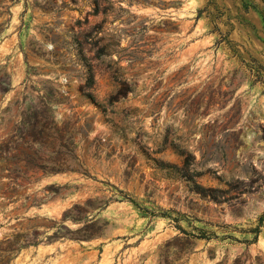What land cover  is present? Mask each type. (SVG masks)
Returning <instances> with one entry per match:
<instances>
[{"label": "rangeland", "instance_id": "374dc122", "mask_svg": "<svg viewBox=\"0 0 264 264\" xmlns=\"http://www.w3.org/2000/svg\"><path fill=\"white\" fill-rule=\"evenodd\" d=\"M260 74L264 0H0V264H264Z\"/></svg>", "mask_w": 264, "mask_h": 264}, {"label": "trees", "instance_id": "16d2710c", "mask_svg": "<svg viewBox=\"0 0 264 264\" xmlns=\"http://www.w3.org/2000/svg\"><path fill=\"white\" fill-rule=\"evenodd\" d=\"M259 80L264 84V75L260 74ZM72 131L71 124L63 122L62 125H60L58 122L54 120V117L52 116L48 120H43L41 118V115H35V118L31 125L29 126V133L27 136L31 138V144L32 145H43V144H52L51 139L59 140L60 146H64L65 148L69 149L71 146L73 147L75 144L73 141H71L72 136H70V132ZM65 135H68L67 137V143H62V140ZM22 138V136H21ZM39 169H45L48 172L57 173L64 170L61 169H46V167L42 165H36ZM85 176L90 177L89 173L87 171L82 172ZM83 205L75 204L72 209H80L84 210L86 213L88 212V209L90 208V200H87ZM95 216L92 218H89L88 215H85L83 218L80 219H73L78 222H84V228L83 231L85 232L83 238H91L93 236L100 235L99 232L94 230V227L96 225V221L94 220ZM261 221L264 220V216L260 219ZM257 232L259 231L256 230Z\"/></svg>", "mask_w": 264, "mask_h": 264}]
</instances>
